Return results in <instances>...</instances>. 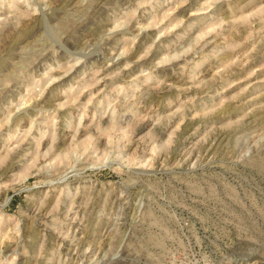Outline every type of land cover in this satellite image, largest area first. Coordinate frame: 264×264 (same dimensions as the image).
Masks as SVG:
<instances>
[{
  "label": "rangeland",
  "instance_id": "374dc122",
  "mask_svg": "<svg viewBox=\"0 0 264 264\" xmlns=\"http://www.w3.org/2000/svg\"><path fill=\"white\" fill-rule=\"evenodd\" d=\"M64 2L0 0V264H264V0Z\"/></svg>",
  "mask_w": 264,
  "mask_h": 264
},
{
  "label": "bare ground",
  "instance_id": "6f19581e",
  "mask_svg": "<svg viewBox=\"0 0 264 264\" xmlns=\"http://www.w3.org/2000/svg\"><path fill=\"white\" fill-rule=\"evenodd\" d=\"M63 1H65L64 3H66V4H70L71 3V0H63Z\"/></svg>",
  "mask_w": 264,
  "mask_h": 264
}]
</instances>
